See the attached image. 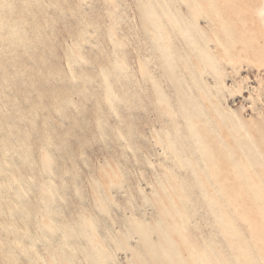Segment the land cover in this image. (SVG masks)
<instances>
[{
  "label": "rangeland",
  "instance_id": "1",
  "mask_svg": "<svg viewBox=\"0 0 264 264\" xmlns=\"http://www.w3.org/2000/svg\"><path fill=\"white\" fill-rule=\"evenodd\" d=\"M262 10L0 0V264H264Z\"/></svg>",
  "mask_w": 264,
  "mask_h": 264
},
{
  "label": "bare ground",
  "instance_id": "2",
  "mask_svg": "<svg viewBox=\"0 0 264 264\" xmlns=\"http://www.w3.org/2000/svg\"><path fill=\"white\" fill-rule=\"evenodd\" d=\"M200 4H202V3H200ZM200 4H199V5H200ZM202 5H203V4H202ZM22 7H23V6H22ZM205 8H206V7H205ZM262 11H263V10H262ZM262 14H264V11L262 12ZM217 16H218V15H217ZM213 18H214V17H213ZM192 39H193V38H192ZM47 40L49 41V39H47ZM156 48H157V47H156ZM157 49H158V48H157ZM51 53H52V52H51ZM75 53H76V52H75ZM76 54H77V53H76ZM202 55H203V54H202ZM205 60H206V58H205ZM163 66H164V65H162L161 68H162ZM210 66H211V65H210ZM208 68H209V67H208ZM70 71H71V70H70ZM101 72L103 73V71H101ZM71 73H73V72H71ZM78 74H79V73H78ZM104 74H105V73H104ZM215 74H216V73H215ZM71 75H72V74H71ZM102 75H103V74H102ZM105 75H106V74H105ZM216 75H217V74H216ZM67 76H68V75H67ZM67 76H66V78H67ZM104 77L106 78V76H104ZM108 82H109V81H108ZM219 83H220V82H219ZM180 94H181V91H180ZM176 95H177V94H176ZM183 95H184V94H183ZM178 97H179V96H178ZM181 97H182V95H181ZM186 98H187V97H186ZM186 98H185V99H186ZM182 100H183V99H182ZM189 100H190V99H189ZM203 100H204V99H203ZM211 100H212V99H211ZM177 101H178V100H177ZM183 101H184V100H183ZM186 101H187V100H186ZM186 101H185V102H186ZM199 101H200V100H199ZM202 102H203V101H202ZM204 102H205V101H204ZM187 103H188V101H187ZM213 103H214V102H213ZM70 104H71V103H70ZM209 104H210V103H209ZM176 105H177V104H176ZM185 105H186V103H185ZM203 105H205V104H203ZM183 106H184V105H183ZM205 106H206V105H205ZM210 106H211V105H210ZM168 107H170V106H168ZM173 107H175V106H173ZM203 108H204V107H203ZM210 108H211V107H210ZM173 109H174V108H173ZM208 109H209V108H208ZM212 109H213V108H212ZM217 109H218V108H217ZM200 110H201V109H200ZM217 111H218V110H217ZM195 116H196V115H195ZM208 116H209V114H208ZM231 122H232V121H231ZM172 130H173V129H172ZM6 133H7V132H6ZM3 134H4V133H3ZM237 134H239V133H237ZM192 136H193V135H192ZM192 136H191V137H192ZM244 136H245V135H244ZM166 137H167V136H166ZM249 138H250V137H249ZM175 140H176V139H175ZM254 145H255V144H254ZM233 151H234V150H233ZM18 152H19V151H18ZM18 154H19V153H18ZM5 155H6V154H5ZM50 155H51V154H50ZM22 160H23V159H22ZM218 160H219V159H218ZM20 161H21V160H20ZM217 162H218V161H217ZM32 163H33V162H32ZM250 164H251V163H250ZM2 165H3V164H2ZM44 165H45V164H44ZM44 165H43V166H44ZM38 167H39V166H38ZM52 167H53V166H52ZM46 168H47V167H46ZM35 169H36V168H35ZM51 169H52V168H51ZM47 170H48V168H47ZM2 171H3V170H2ZM227 171H228V170H227ZM48 172H49V171H48ZM45 173H46V172H45ZM49 173H50V172H49ZM41 174H42V173H41ZM41 174H40V175H41ZM46 174H47V173H46ZM48 175H49V174H48ZM51 175H52V174H51ZM51 175H50V176H51ZM50 176H49V177H50ZM52 176H53V175H52ZM263 176H264V175H263ZM53 177H54V176H53ZM252 177H253V176H252ZM50 178H51V177H50ZM197 179H198V178H197ZM198 180H199V179H198ZM261 180H262V179H261ZM201 181H202V180H201ZM253 181H254V180H253ZM203 182H204V181H203ZM255 182H256V180L254 181V183H255ZM222 185H223V184H222ZM257 185H258V184H257ZM260 185H261V184H260ZM55 186H56V184H55ZM251 186H252V184H251ZM251 186H250V187H251ZM254 186H255V185H254ZM0 187H1V186H0ZM3 187H4V185H3ZM14 187H15V186H14ZM41 187H42V186H41ZM247 187H248V186H247ZM257 187H258V186H257ZM1 188H2V187H1ZM4 188H5V187H4ZM12 188H13V187H12ZM13 189H14V188H13ZM54 189H55V188H54ZM48 190H49V189H48ZM255 190H256V189H255ZM248 191H249V190H248ZM1 192H2V191H1ZM1 192H0V193H1ZM245 192H246V191H245ZM1 194H2V193H1ZM5 194H6V193H5ZM25 194H26V193H25ZM57 194H58V193H57ZM261 194H262V193H261ZM261 194H260V196H261ZM50 195H51V194H50ZM243 195H244V194H243ZM246 195H247V194H246ZM262 195H263V194H262ZM0 196H1V195H0ZM51 196H52V195H51ZM232 196H233V195H232ZM48 197H49V196H48ZM48 197H47V198H48ZM234 197H235V196H234ZM244 197H245V196H244ZM248 197H249V195H248ZM2 198H3V197H2ZM44 198H45V197H44ZM160 198H161V197H160ZM165 198H166V197H165ZM48 199H49V198H48ZM243 199H244V198H243ZM61 200H62V199H61ZM160 200H161V199H160ZM170 200H171V199H170ZM47 201H48V200H47ZM179 201H180V200H179ZM250 201H251V200H250ZM5 202H6V200H5ZM21 202H22V201H21ZM175 202H176V201H175ZM1 203H2V202H1ZM46 203H47V202H46ZM49 203H50V202H49ZM53 204H54V203H53ZM185 204H186V203H185ZM234 204H235V203H234ZM56 205H57V204H56ZM58 205H59V204H58ZM249 205H250V203H249ZM54 206H55V205H54ZM184 207H185V206H184ZM235 208H236V207H235ZM178 210H179V209H178ZM187 210H188V208H187ZM252 210H253V209H252ZM175 212H176V211H175ZM182 212H183V211H182ZM187 212H188V211H187ZM2 213H3V212H2ZM2 213H1V214H2ZM5 213H6V212H5ZM21 213H23V212H21ZM21 213H20V214H21ZM172 213H173V212H172ZM20 214H19V215H20ZM5 215H7V214H5ZM182 215H183V214H182ZM177 216H178V215H177ZM21 217H22V215H21ZM174 217H175V216H174ZM180 217H181V216H180ZM183 217H184V216H183ZM245 217H246V216H245ZM13 219H14V218H13ZM11 220H12V219H11ZM183 220H184V219H183ZM7 221H8V220H7ZM12 221H13V220H12ZM185 221H186V220H185ZM8 222H9V221H8ZM20 222H21V221H20ZM181 222H182V221H181ZM181 222H180V223H181ZM180 223H179V224H180ZM6 224H7V223H6ZM165 224H166V223H165ZM11 225H12V224H11ZM11 225H10V226H11ZM172 225H173V224H172ZM174 225H175V224H174ZM185 225H186V224H185ZM6 226H7V225H6ZM13 226H14V225H13ZM19 227H20V226H19ZM174 227H175V226H174ZM170 228H171V226H170ZM170 230H171V229H170ZM175 230H176V229H175ZM182 230H183V231H186V230H184V229H182ZM172 231H174V230H172ZM172 233H173V232H172ZM174 234H175V233H174ZM233 234H234V233H233ZM172 235H173V234H172ZM180 235H181V234H180ZM188 235H189V234H188ZM188 235H187V236H188ZM257 236H258V233H257ZM20 238H21V237H20ZM184 238H186V236H185ZM187 239H188V238H187ZM257 239H258V238H257ZM257 239H256V240H257ZM179 240H180V239H179ZM16 241H17V240H16ZM25 241H26V240H25ZM185 241H186V240H185ZM91 242H92V241H91ZM43 243H44V242H43ZM92 243H93V242H92ZM191 244H192V243H191ZM195 244H196V243H195ZM261 244H262V242H261ZM258 245H259V244H258ZM258 245H257V246H258ZM185 246H186V245H185ZM190 246H191V245H190ZM190 246H188V247H190ZM183 247H184V246H183ZM190 248H191V247H190ZM194 248H196V247H194ZM242 249H243V248H242ZM22 250H23V249H22ZM184 250H185V249H184ZM196 250H197V249H196ZM185 251H186V250H185ZM193 251H194V250H193ZM198 251H199V250H198ZM191 252H192V251H191ZM198 255H200V254H198ZM201 255H202V254H201ZM203 255H204V254H203ZM248 256H249V255H248ZM258 256H259V255H258ZM196 257H197V256H196ZM204 258H205V257H204ZM166 260H167V259H166ZM198 260H199V259H198ZM191 261H192V260H191ZM97 262H98V261H97ZM102 264H103V263H102ZM167 264H168V263H167ZM204 264H205V263H204ZM208 264H209V263H208Z\"/></svg>",
  "mask_w": 264,
  "mask_h": 264
}]
</instances>
